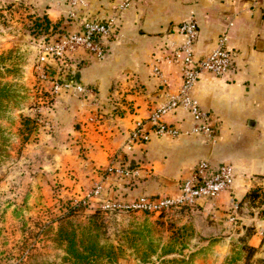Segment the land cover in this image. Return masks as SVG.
I'll use <instances>...</instances> for the list:
<instances>
[{"label":"crops","instance_id":"crops-1","mask_svg":"<svg viewBox=\"0 0 264 264\" xmlns=\"http://www.w3.org/2000/svg\"><path fill=\"white\" fill-rule=\"evenodd\" d=\"M20 1L28 13L67 31H79L81 18H113L119 28L120 36L106 42L104 61L79 52L68 63L49 62L53 78L93 87L103 113L99 126L90 124L89 98L73 92L61 94L50 110V126L40 130L34 147L44 153L42 166L54 172L61 196L78 201L101 184L100 194L84 207L94 213L108 199L175 193L201 159L212 166L231 163L232 189L194 206L197 217L211 231L229 234L219 236L217 243L237 237L252 249L253 258H264V0H132L122 13L116 11L121 0H86L87 6L72 19H66L67 0ZM191 15L198 26L197 58L211 51L224 33L232 52L227 76L203 74L194 89L211 115L215 141L200 136L172 139L150 131L148 142L126 149L133 122L164 99L151 65L158 54L182 41L178 25ZM172 79L176 81L175 74ZM165 118L181 129L192 124L182 108ZM112 162L137 166L141 174L132 180L105 177L104 169Z\"/></svg>","mask_w":264,"mask_h":264},{"label":"rangeland","instance_id":"rangeland-1","mask_svg":"<svg viewBox=\"0 0 264 264\" xmlns=\"http://www.w3.org/2000/svg\"><path fill=\"white\" fill-rule=\"evenodd\" d=\"M47 20L28 13L20 0H0V83L11 89L0 109V264H70L56 239L69 210L78 233L89 232L112 249L114 264H264V258L248 256L237 237L217 243L229 234L206 228L194 207L160 214L88 213L61 196L54 172L42 166L44 153L34 147L40 130L50 126L49 104L39 103L33 71L44 45L58 35ZM95 213L100 228L87 229Z\"/></svg>","mask_w":264,"mask_h":264},{"label":"built area","instance_id":"built-area-1","mask_svg":"<svg viewBox=\"0 0 264 264\" xmlns=\"http://www.w3.org/2000/svg\"><path fill=\"white\" fill-rule=\"evenodd\" d=\"M132 0H121L116 11L122 13L128 9ZM66 19L76 17L79 8L87 6L86 0H67ZM79 31H67L56 36L53 41L44 45L34 64V87L41 100L39 103L49 104L48 109L55 108L63 93H76L89 98L90 114L88 122L99 126L102 120L101 97L93 87L63 82L50 74L49 62L52 60L68 63L73 56L81 52L93 60L104 61L108 50L106 42L120 36L119 28L114 19L98 20L81 18ZM182 41L158 54L152 65V76L158 81L164 94V99L150 113L135 120L129 131L126 149L133 144H144L150 139V131L158 136L179 138L182 136H200L214 142L215 127L212 125L210 113L204 109L194 96V89L203 74L215 77H225L231 70L232 52L227 46V35L224 33L215 47L204 56L197 58L195 45L198 39L197 21L191 15L178 25ZM175 74L176 81L172 79ZM46 92V93H44ZM178 108L185 109L192 117V124L187 129H181L166 121V116ZM36 118H40L36 116ZM39 119V120H40ZM149 126V129L147 128ZM114 174L127 180L136 179L141 169L135 166L109 163L104 169V176ZM235 167L223 162L212 166L207 159H201L189 174L182 179L179 189L172 194L162 196L140 195L131 200L118 198L101 202L96 210L105 213L124 214L143 212L160 214L173 207H194L203 201L215 200L221 193L233 187ZM102 186L96 184L71 206H89L91 199L100 194ZM232 220V219H231Z\"/></svg>","mask_w":264,"mask_h":264},{"label":"trees","instance_id":"trees-1","mask_svg":"<svg viewBox=\"0 0 264 264\" xmlns=\"http://www.w3.org/2000/svg\"><path fill=\"white\" fill-rule=\"evenodd\" d=\"M46 20V19H45ZM47 25L50 22L47 20ZM55 26L53 33H62L63 27ZM47 28V27H46ZM57 35V37H58ZM56 38V37H55ZM11 89L6 83H0V109L3 107V103L6 102L11 95L9 93ZM13 97V96H12ZM29 119H26L28 121ZM3 138V130L0 127V142ZM0 143V154H2ZM71 210L65 215V219L61 220L56 230V239L64 245V251L66 254L65 259L70 261V264H114V253L111 248H106L101 245L98 240L94 239L89 232L78 233L77 225L73 223L70 218ZM98 213H95L89 217L87 229L96 230L100 228V224L94 220ZM248 256L253 253L252 249L245 246Z\"/></svg>","mask_w":264,"mask_h":264}]
</instances>
